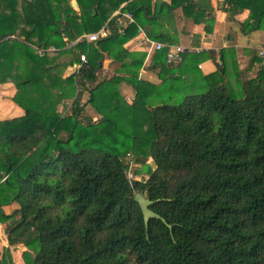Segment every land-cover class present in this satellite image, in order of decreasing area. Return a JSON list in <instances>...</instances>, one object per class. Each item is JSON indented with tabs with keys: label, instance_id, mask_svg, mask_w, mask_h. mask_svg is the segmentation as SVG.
<instances>
[{
	"label": "trees",
	"instance_id": "obj_1",
	"mask_svg": "<svg viewBox=\"0 0 264 264\" xmlns=\"http://www.w3.org/2000/svg\"><path fill=\"white\" fill-rule=\"evenodd\" d=\"M77 2L79 11L72 0H0V83H15L25 110L0 120V222L9 244L24 246L23 264H264V65L248 79L235 60L234 79L222 50L209 82L190 91L175 76L183 61L170 65L165 47L154 52L162 83L153 84L139 76L145 53L124 44L140 28L174 44L153 26L179 6L211 31L209 0ZM226 3L231 13L250 9L247 31L264 29V0ZM119 8L135 18L124 32L114 17L109 36L68 47ZM80 51L89 62L65 75ZM106 57L120 68L101 78ZM78 89L99 118L81 93L70 113L59 111ZM128 153L144 166L132 178ZM138 192L160 215L148 225ZM0 264H16L11 249Z\"/></svg>",
	"mask_w": 264,
	"mask_h": 264
},
{
	"label": "crops",
	"instance_id": "obj_2",
	"mask_svg": "<svg viewBox=\"0 0 264 264\" xmlns=\"http://www.w3.org/2000/svg\"><path fill=\"white\" fill-rule=\"evenodd\" d=\"M74 1L77 0H72V3ZM155 1L156 0H152L153 6ZM163 1L167 3L172 2V0ZM209 5L211 10L208 9L209 13L206 19H208L209 16L215 19L213 23H211L210 20L209 27L211 31H207L206 29L207 22H195L193 19L185 18L182 14V6H179L175 10V15L171 21H164L163 23H157L153 26L157 31L171 34L175 41L173 42L174 44H182L188 49H191L187 52L186 57H184L181 67L175 70V76L181 77L183 83L190 86V91L194 89H197V91L202 90V87L209 82L205 76L209 74L213 75L217 71L218 63L221 62L220 55L222 50L226 55L225 59L230 65V75H232L231 77L234 79H236L234 75L235 66L233 65L235 60L237 61L239 71H243L244 78L248 79L256 77L259 70L264 65V56L259 54L261 49L264 48V29L247 31L246 23L249 20L250 9L245 8L241 12L231 13L228 10L229 6L226 0H209ZM73 7H76L77 11L80 10L79 5ZM118 11H120V9H117L113 14ZM137 36L126 42L124 47L131 53H137L139 55L145 53V59L139 70V76L153 84L160 85L162 83L160 69L151 66L155 53L149 52L146 45L142 46L140 38ZM196 48H200L202 52L196 53L194 51ZM191 54H200V60L196 62L193 61L189 58ZM128 61H130V59H128ZM170 65H172V63H170ZM102 66L101 72L104 73L103 78L113 76L115 71L120 68V65L114 63L110 57H106L102 60ZM71 73L72 65L66 69L65 75ZM122 76L128 77L129 74L122 73ZM120 89L122 94L133 90V93L136 95V89L131 82L126 80L121 82ZM16 92L17 88L14 83H0V120L20 117L25 114L24 108L13 100ZM176 92L178 91H174V93ZM129 98L132 97L129 96L128 99ZM93 117L97 119V115H93ZM5 228L6 223L0 222V250L5 251L11 249L15 255L16 262L18 264H23L22 253L24 251V246L10 245L5 235Z\"/></svg>",
	"mask_w": 264,
	"mask_h": 264
},
{
	"label": "built area",
	"instance_id": "obj_3",
	"mask_svg": "<svg viewBox=\"0 0 264 264\" xmlns=\"http://www.w3.org/2000/svg\"><path fill=\"white\" fill-rule=\"evenodd\" d=\"M119 9H120V11L113 14L111 16V18L100 29H98L97 31L84 33L83 35L79 36L76 40L71 42L68 45V47L74 46L77 43L84 42V41H86L88 43L94 42V41H97L101 38H105V37L109 36L113 31L112 30L113 25L111 24V19L114 17L116 18V21H117L118 32H121V33L124 32L125 28L130 23L135 22V18L133 16L132 12L124 11L121 8H119ZM138 36L140 38L142 46L146 45L148 47L149 52H155L156 50H162L165 47H168L166 59L170 63L182 62L184 59V55L189 50H191L182 44H170V43H166V42H162V41L153 40L146 34V32L143 28H140ZM53 49H55V48H53ZM44 50L45 49H39V52L42 53ZM194 51L196 53L202 52V50L200 48H196V49H194ZM79 54H80V60L77 63L72 65V73L79 72V70L82 67H84L85 65H87V63L89 62V58H88L87 53L80 51ZM259 54L261 56H264V48L261 49ZM129 100L134 101V97L129 98ZM130 155H131V153H128V156H130ZM128 176H129V173H128ZM5 232H6V228H5ZM5 235H6V233H5Z\"/></svg>",
	"mask_w": 264,
	"mask_h": 264
},
{
	"label": "rangeland",
	"instance_id": "obj_4",
	"mask_svg": "<svg viewBox=\"0 0 264 264\" xmlns=\"http://www.w3.org/2000/svg\"><path fill=\"white\" fill-rule=\"evenodd\" d=\"M75 9H77L76 7H74ZM53 48H55L54 46H52L50 49H53ZM103 74L104 73H102L101 71H100V77L101 78H103ZM105 75H106V73H105ZM107 77H108V74H107ZM11 83H13V82H11ZM234 84V83H233ZM14 85H15V83H14ZM77 93H81V104H83V103H87V105L86 106H88V108L86 109V111H87V113L89 114V115H91V116H93V115H97V118H99L100 116L96 113V112H94L91 108H90V105L88 104V100H89V91H87V90H84V91H82V92H80V89H78L77 91H76V94H74V95H67V96H65V98H64V100L61 102V104L59 105V111H61L63 114H66V113H70L71 112V106H72V103H73V100L76 98V95H77ZM134 94V95H133ZM9 95V94H8ZM123 96L125 97V99L128 101V102H130V103H133L134 101L132 100V101H130L129 99H128V97L129 96H131V97H134V99H135V93H133V90H131L130 92H128V93H125V94H123ZM3 97V96H2ZM1 99V98H0ZM128 157V160L127 161H129V163H128V165H129V167H128V172H129V177H133V175H134V171L135 170H139V169H143L144 168V166L141 164V163H139V162H136L135 160H133L134 158H133V154H131L130 156H127ZM148 163L149 164H153V162H152V160L151 159H149L148 160ZM139 177H141V175H139ZM7 209V211H11V208H9V207H7L6 208ZM17 263V262H16ZM18 264V263H17Z\"/></svg>",
	"mask_w": 264,
	"mask_h": 264
},
{
	"label": "water",
	"instance_id": "obj_5",
	"mask_svg": "<svg viewBox=\"0 0 264 264\" xmlns=\"http://www.w3.org/2000/svg\"><path fill=\"white\" fill-rule=\"evenodd\" d=\"M73 6H77V1H74ZM135 199L139 202L146 225H148L150 218L152 217H160V215L156 212H154L152 209H150L149 205L151 203V200L145 197L142 193L138 192L135 196Z\"/></svg>",
	"mask_w": 264,
	"mask_h": 264
}]
</instances>
